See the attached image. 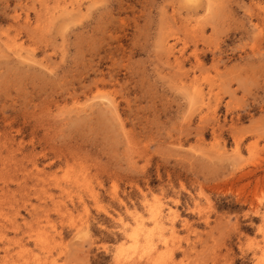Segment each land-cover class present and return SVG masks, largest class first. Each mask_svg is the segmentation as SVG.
<instances>
[{
  "label": "rangeland",
  "instance_id": "1",
  "mask_svg": "<svg viewBox=\"0 0 264 264\" xmlns=\"http://www.w3.org/2000/svg\"><path fill=\"white\" fill-rule=\"evenodd\" d=\"M0 264H264V0H0Z\"/></svg>",
  "mask_w": 264,
  "mask_h": 264
},
{
  "label": "bare ground",
  "instance_id": "2",
  "mask_svg": "<svg viewBox=\"0 0 264 264\" xmlns=\"http://www.w3.org/2000/svg\"><path fill=\"white\" fill-rule=\"evenodd\" d=\"M141 228V227H140ZM142 230V229H141ZM41 237V236H40Z\"/></svg>",
  "mask_w": 264,
  "mask_h": 264
}]
</instances>
